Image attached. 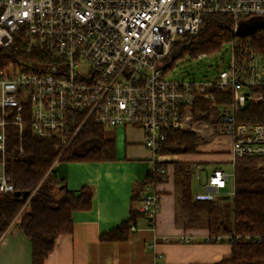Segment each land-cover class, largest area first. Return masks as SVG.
<instances>
[{"label": "built area", "instance_id": "obj_1", "mask_svg": "<svg viewBox=\"0 0 264 264\" xmlns=\"http://www.w3.org/2000/svg\"><path fill=\"white\" fill-rule=\"evenodd\" d=\"M213 14L230 17L237 34L240 22L264 17V0H0V50L11 54L0 68V152H5L9 124L20 133L24 129L27 106L34 135L56 137L61 153L88 121L103 128L138 127L155 161L152 172H165L157 163L165 157L160 150L167 133L196 131L202 124L230 139L233 166L245 155L264 159V122L237 119L255 98L253 87L264 82L263 55L232 40L229 67L218 68L212 78H166L174 43L183 34H196ZM216 92L232 94V101L218 104ZM203 101L216 106L211 118L218 114V127L197 120L206 116L197 106ZM232 177L215 169L195 200L217 199ZM0 191H14L4 162ZM229 194L234 196V188ZM159 205L158 194L146 186L139 211L153 221ZM234 238L240 236L209 233L205 240Z\"/></svg>", "mask_w": 264, "mask_h": 264}, {"label": "trees", "instance_id": "obj_2", "mask_svg": "<svg viewBox=\"0 0 264 264\" xmlns=\"http://www.w3.org/2000/svg\"><path fill=\"white\" fill-rule=\"evenodd\" d=\"M249 19L254 23L252 27H243L237 34H233L234 22L230 17L217 14L206 16L196 34H183L174 43L167 56L168 66L187 52L195 57L200 53H217L225 43L232 40H238L243 50L247 48L264 56V17ZM10 58L9 52L0 50V68ZM253 90L262 91L263 99L242 107L237 112L239 121L264 122V82L254 86ZM215 100L218 104H228L232 101V94L216 92ZM197 106L206 111V116L197 120L218 127V114L211 118V113L217 111L216 106L204 101ZM24 123L21 133L17 125L9 124L6 127V148L4 153L0 152V162H4L6 173L11 176L14 191H29L30 198L26 203L27 199L16 197L14 191H0V237L20 215V227L31 241L33 264H44L53 251L57 238L73 231V212L91 208L94 196L92 188L87 186L80 191L69 189L66 180L54 170V163L59 160L112 159L114 143L104 137L101 125L88 121L60 154L61 147L56 137L42 138L34 135L27 106ZM198 144L199 134L196 131L171 130L167 133L160 153H196ZM197 164L188 160L174 163L177 218H182L185 227L207 226L212 233H234L240 236L229 242L230 256L217 264H261L264 262L263 157H237L234 165V196L222 203L218 200L193 199L192 177ZM165 177V172H151L143 184L155 183ZM139 214L140 212L133 210L127 221L105 232L101 238L111 241L126 240L131 232V225L136 223ZM247 235L255 237L247 240ZM259 236L263 238L262 241L256 239Z\"/></svg>", "mask_w": 264, "mask_h": 264}, {"label": "crops", "instance_id": "obj_3", "mask_svg": "<svg viewBox=\"0 0 264 264\" xmlns=\"http://www.w3.org/2000/svg\"><path fill=\"white\" fill-rule=\"evenodd\" d=\"M209 132L196 153L164 154L158 164L165 168L166 177L155 183L143 184L155 161L144 145L145 134L138 127L104 128V137L114 143L112 159L56 161L53 168L66 180L69 189L80 191L87 186L92 188L94 196L91 208L73 212V231L57 238L44 264H217L230 256L228 241L207 242L206 235L212 233L207 226L185 227L182 218H177L176 161L198 163L195 173L206 170L205 178L201 174L202 182L217 168L229 173L226 164L231 165L234 173L230 139L212 133L211 129ZM222 136L228 138L229 145L220 144ZM211 142L220 145H210ZM207 163H214L211 171L207 170ZM202 182L198 180L199 189L192 181L194 200L197 193L205 190ZM148 185L159 196V210L153 221L138 209ZM233 188L234 177L215 200L221 203L230 200L229 191ZM133 210L140 214L126 240L101 238L127 221ZM19 219L20 215L0 237V264H33L31 241L21 229ZM181 235L189 236L190 241H180Z\"/></svg>", "mask_w": 264, "mask_h": 264}, {"label": "rangeland", "instance_id": "obj_4", "mask_svg": "<svg viewBox=\"0 0 264 264\" xmlns=\"http://www.w3.org/2000/svg\"><path fill=\"white\" fill-rule=\"evenodd\" d=\"M181 39V38H180ZM231 43L227 42L223 45L221 51L213 54H207L204 58H197L192 56L190 53H184L183 56L177 58L175 62L167 67L166 78L168 79H185V80H198V79H210L214 76L218 68H228L231 62ZM167 60V59H166ZM255 98L251 101L252 103H257L262 101L263 92L260 90H256L254 93ZM213 126V124H209ZM214 127V126H213ZM199 130L196 132L199 134V144L205 140V136H208L210 128L200 124L198 125ZM216 128V127H214ZM212 132V131H211ZM214 134H219V132L213 131ZM222 143L224 146L229 145L228 138L222 136ZM210 145H220L216 142H211ZM198 144V145H199ZM60 148V147H58ZM62 151V148H60ZM60 151V153H61ZM211 153V152H209ZM215 153V152H214ZM204 154V153H200ZM216 154V153H215ZM225 154V153H222ZM164 155V154H163ZM173 155V154H171ZM207 170H212L214 167V163H207ZM3 170V162H0V172ZM226 170L231 174L233 168L230 164H226ZM197 174L193 175V184L195 187L201 189L198 184ZM202 176L205 178L206 170L201 172ZM30 198V197H29ZM29 198L26 200L28 203Z\"/></svg>", "mask_w": 264, "mask_h": 264}, {"label": "water", "instance_id": "obj_5", "mask_svg": "<svg viewBox=\"0 0 264 264\" xmlns=\"http://www.w3.org/2000/svg\"><path fill=\"white\" fill-rule=\"evenodd\" d=\"M254 23L252 21H242L239 23V29L243 27H252ZM14 195L22 200L28 199L30 197L29 191H14Z\"/></svg>", "mask_w": 264, "mask_h": 264}]
</instances>
